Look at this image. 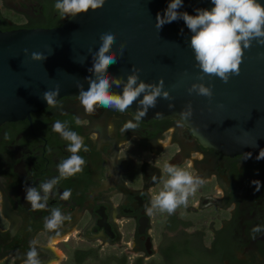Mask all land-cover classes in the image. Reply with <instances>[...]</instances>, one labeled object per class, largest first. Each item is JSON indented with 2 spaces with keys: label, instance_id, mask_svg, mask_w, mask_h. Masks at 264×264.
I'll return each mask as SVG.
<instances>
[{
  "label": "flooded vegetation",
  "instance_id": "af4514ba",
  "mask_svg": "<svg viewBox=\"0 0 264 264\" xmlns=\"http://www.w3.org/2000/svg\"><path fill=\"white\" fill-rule=\"evenodd\" d=\"M55 2L0 0V30L62 25L67 19ZM57 105L0 125V264H23L32 242L42 264H264V231L255 239L251 232L264 228L263 159L205 147L185 124L177 126L179 118L142 119L125 131L126 122L135 123L128 111L86 113L78 95ZM56 120L83 137L86 163L60 179L46 208L33 210L26 186L58 177L57 165L70 155L68 142L52 131ZM165 163L203 183L174 214L149 216L151 195L168 178ZM65 189L71 195L61 199ZM54 207L67 219L47 230L44 218Z\"/></svg>",
  "mask_w": 264,
  "mask_h": 264
},
{
  "label": "water",
  "instance_id": "95a60500",
  "mask_svg": "<svg viewBox=\"0 0 264 264\" xmlns=\"http://www.w3.org/2000/svg\"><path fill=\"white\" fill-rule=\"evenodd\" d=\"M169 2L105 0L101 9L67 19L58 27L0 30V125L45 107L42 94L57 83L61 92L56 99L78 95L77 81L87 88L91 52L98 50L101 34L114 28L116 43L112 50L118 58L108 72L126 80L135 65L141 69L140 79L146 82H158L163 77L165 88L175 98H158L144 120L179 118L181 110L191 102L193 116L184 124L203 146L229 155L251 153L250 157L257 159L264 149V45L253 41L245 50L240 74L227 83L205 77L204 82L214 84L211 100L190 95L187 89L199 77L190 47L192 33L183 19L166 23L161 29L156 27L157 14H163ZM259 2L264 4V0ZM213 6L211 0H183L179 11L196 15V9ZM121 43L126 44L122 56ZM34 51L48 58L32 60ZM112 90L122 92L123 86H113ZM169 103L175 107L169 108ZM136 109L134 102L127 111L134 116Z\"/></svg>",
  "mask_w": 264,
  "mask_h": 264
},
{
  "label": "clouds",
  "instance_id": "9594fccd",
  "mask_svg": "<svg viewBox=\"0 0 264 264\" xmlns=\"http://www.w3.org/2000/svg\"><path fill=\"white\" fill-rule=\"evenodd\" d=\"M212 8L196 9V15L188 12H180L183 0H170L163 14L158 13L156 27L161 29L166 23L183 19L192 33L190 47L194 52L196 67L199 69L198 81L192 83L187 91L191 95L211 98L214 95V84L204 82L205 77L219 78L227 83L234 75H239L244 59L245 50L249 49L253 41L264 45V4L259 0H211ZM105 0H56L55 9L60 17L74 19L80 14L88 13L90 10L101 9ZM116 43V32L109 28L100 36V45L97 51L91 52L92 67L88 69L91 75L85 79L87 88L81 81L76 82L78 88V99L86 113H93L97 107L114 109L118 112H126L137 103L134 112V120L124 124V130L135 131L139 122L148 114L149 109L156 107L158 98L174 101L171 91L165 88L164 78L158 82H146L140 79L141 69L133 65V70L127 75L113 76L108 72L111 65L117 63L118 53L112 50ZM125 43L119 46V55L122 56ZM25 54L29 50L24 49ZM48 55L42 52H31V59L44 61ZM113 86H123L122 92L113 91ZM59 83L54 88L48 89L42 94L48 108H56L57 97L60 95ZM142 95V98H140ZM169 108H174V103H169ZM193 116L192 103L181 110L177 120V126L183 127L184 123ZM75 123L78 126L80 119L77 117ZM52 131L59 133L62 139L68 142L67 151L70 155L62 159L57 165L59 176L35 186H26V201L33 210L46 208L50 194L60 179L76 175L83 170L85 159L79 154L81 150L87 151L83 137L69 127V122L56 120L51 125ZM7 138V135L5 136ZM251 153L248 155L250 156ZM264 158V149H261L257 159ZM163 172L167 173V179L163 181L161 190L151 195L150 206H146L147 215L151 216L154 210L174 214L180 206H187L188 198L194 195L203 183L199 176H194L185 168L171 163L163 165ZM152 180L156 181L155 174ZM256 190L259 191L260 181H253ZM71 195L69 189H65L61 199H68ZM67 219L59 207H54L50 215L44 218V227L47 230L57 229ZM264 231L261 226L252 228V238L257 233ZM23 264H42L35 242H32L28 251L24 254Z\"/></svg>",
  "mask_w": 264,
  "mask_h": 264
},
{
  "label": "trees",
  "instance_id": "16d2710c",
  "mask_svg": "<svg viewBox=\"0 0 264 264\" xmlns=\"http://www.w3.org/2000/svg\"><path fill=\"white\" fill-rule=\"evenodd\" d=\"M122 261H124V259H121V260H120V262H122ZM135 264H140V263H135ZM190 264H192V263H190Z\"/></svg>",
  "mask_w": 264,
  "mask_h": 264
}]
</instances>
